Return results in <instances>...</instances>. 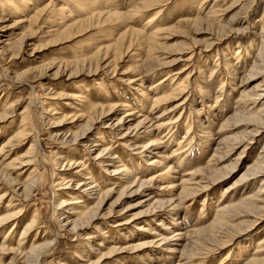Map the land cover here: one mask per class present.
Returning a JSON list of instances; mask_svg holds the SVG:
<instances>
[{
    "label": "rangeland",
    "instance_id": "1",
    "mask_svg": "<svg viewBox=\"0 0 264 264\" xmlns=\"http://www.w3.org/2000/svg\"><path fill=\"white\" fill-rule=\"evenodd\" d=\"M149 1L157 2L113 0L125 14L139 7L138 16L126 14L124 21L112 19L106 24L94 17L85 23L83 32L68 38L55 25L60 22L59 7L70 8L69 1L29 0L16 11L10 4L3 5L8 0H0V195L7 190L0 210H8L12 198L13 206L24 210L21 219H12L0 228V247H17L25 241L29 233L23 231L36 211L39 218L30 236L42 235L49 242L31 252L28 261L18 253L17 262L12 263V253H0L2 264H33L43 254L44 264H191L190 253H197L192 257L195 264H247L264 242L263 201L258 203L261 209L250 214L243 210L233 225L215 223L224 203L243 206L252 197L264 199L259 194L264 174H249L255 160L264 154V129L258 141L245 139L242 143L227 132L228 126L249 114L239 111L244 107L240 97L264 90V71L250 74L252 67H260L264 61L259 56L264 0H161L158 6L145 7ZM105 5L101 8L106 12ZM158 10L157 31H164L155 40L153 51L148 52L144 41H135L120 57L118 52L135 39L130 30H142ZM74 63L86 66L70 75ZM141 63L148 68L145 85L150 90H142L138 81L127 82L144 77L137 70ZM90 64L92 72L87 71ZM95 64L100 65L97 70ZM60 65L67 69L57 75ZM186 79L190 84L183 94L156 108L147 100L148 96H163L169 87ZM155 84L160 87L157 93L153 92ZM248 103V110H264L258 103ZM28 105L32 125L18 137L23 129L21 114ZM108 105L120 106L97 117L92 128L80 136L92 108ZM131 109L135 114L127 115ZM64 116L68 119L56 122ZM147 116L146 129H136ZM161 124L165 125L158 130L152 126ZM157 137V145L139 149L141 142L147 145ZM103 145L118 152L116 162L122 163L116 166L124 164L128 172L115 174V166L105 167L93 159L96 148ZM230 150L234 152L220 157ZM108 155L105 157H111ZM233 162L237 165L231 172L218 176L223 166ZM165 167L171 168L170 178L163 174ZM208 167L218 174L207 177ZM85 168L89 178H85ZM10 176L17 180L14 191ZM135 176L137 182H153L141 188L136 182L128 188ZM191 176V183L185 185ZM196 182L201 187L208 183V189L185 197L183 187L197 186ZM27 184L29 195L23 197ZM228 186L234 187L233 192L225 196ZM99 192L104 201L96 209ZM62 201L66 204L60 205ZM77 207L95 208L98 215L89 225L79 221L75 230L81 210ZM164 237L170 240L164 241ZM223 240L231 241L221 245ZM146 242L142 249L132 248ZM25 243L24 253L28 254L32 243ZM185 245L189 253L183 251Z\"/></svg>",
    "mask_w": 264,
    "mask_h": 264
},
{
    "label": "bare ground",
    "instance_id": "2",
    "mask_svg": "<svg viewBox=\"0 0 264 264\" xmlns=\"http://www.w3.org/2000/svg\"><path fill=\"white\" fill-rule=\"evenodd\" d=\"M22 1V2H21ZM14 0V1H12V0H8V3H3V5H6V4H10L14 9H16V11H18V10H21L20 9V5L22 6L23 4H26V2L27 1H29V0ZM66 1H69L68 2V5H69V7L70 8H66V7H64V5H61V7H59V9H58V11H59V14H57V15H59L60 16V18H59V23H58V25H55V26H57L56 27V30H59V33H62V32H65V37H68V38H71L72 36H74V35H76V34H79L80 33V31H82L83 32V30L86 28V24L85 23H87L88 24V20H89V22H90V19L91 18H96V19H99L100 20V22H103V23H107V22H109V20H112V19H119V20H123L124 21V19L128 16V14H131V15H133L134 14V16L135 17H137L138 16V14H139V7L137 8V10H135V11H133V12H129L128 14H127V16H126V14L125 13H123L122 11H120V9H118V7L117 6H115V3L113 2V0H64V2H66ZM154 1H156V0H154ZM161 0H157V2H151V1H149V2H145V7H149V8H151V7H154V6H158L159 4H161L162 2H160ZM162 1H164V0H162ZM113 2V3H112ZM102 4H106L105 6V9H107L108 11H106L105 12V10H103L101 7H102ZM156 8V7H155ZM49 9V8H48ZM47 9V10H48ZM76 11V12H75ZM215 11V10H214ZM159 10L158 11H156V13L154 14V17H151V19H149V21L147 22V24L145 25V27H143V29L142 30H137V29H131L130 31H131V34H133V35H135V39L133 38V39H131L130 41H129V44H128V46H127V48L126 49H124V50H121V51H119L118 52V55L121 57L123 54H125V51H128V50H130V48L131 47H134L135 45V41H138V43L139 42H142V41H144V42H142V43H146V47H147V50H148V52H152L153 51V48H154V45H155V40H157V38H158V35L160 34V33H163V31L164 30H161V29H159L158 31H157V29H158V22H157V16H159L158 14H159ZM57 12H55V14H56ZM65 13H68L67 15H65ZM82 15H85L84 16V18H82V17H80V16H82ZM80 18V19H79ZM208 18H210V17H208ZM132 19H135L133 16H132ZM203 21V20H202ZM92 22V21H91ZM192 23V22H191ZM199 24V23H198ZM200 25V24H199ZM85 26V27H84ZM152 28V29H150V32L147 30V29H149V28ZM77 28V29H76ZM76 29V30H75ZM261 29H262V38H263V41H262V43H263V46H262V48L260 49L261 50V53H260V58L262 59V60H264V18L261 20ZM87 30V29H86ZM68 40V39H67ZM140 40V41H139ZM13 45V44H12ZM155 47H156V45H155ZM133 49V48H132ZM19 51V50H18ZM154 53V52H153ZM226 52L224 51V53L223 54H225ZM117 55V56H118ZM148 56H149V54H148ZM115 58H116V55H115ZM236 58L238 59V58H240V54H237L236 55ZM163 59V58H162ZM148 59H145V61H147ZM144 61V62H145ZM163 61H165V60H163ZM149 64V63H148ZM166 64H169V63H166ZM263 64H264V61H261L258 65L260 66V67H257V65L256 66H254V67H252V71L250 72V74H252V76H254L255 74H261L262 73V71H264V66H263ZM142 65V63L140 64V66H138V68H137V70H142V72L143 73H141V75H143L144 77H141V78H139V79H133V78H130V79H128L129 81H127V82H129V83H134V82H139L140 84H139V86L140 85H142V90L144 89V88H146V89H151V88H149L150 87V85H148V86H146L145 85V78H147L148 76L146 75L148 72V68H145V67H143V66H141ZM164 65V64H163ZM162 65V66H163ZM74 66H75V68H72L73 70L71 71V73H70V75H77L79 72H81V70H83L84 68H85V64H83V66H78L77 64H75L74 63ZM95 68H96V70L100 67V65H98V64H95ZM71 67H73V66H71ZM94 66L93 65H91L90 64V66L89 67H87V71L88 72H92L91 71V69L93 68ZM146 67H147V64H146ZM153 67V66H152ZM161 67V66H160ZM65 68V69H64ZM62 69H64V70H66L67 69V67H64V66H62V65H60V67L58 68V70H57V75H59V73H61V70ZM149 69H151V68H149ZM156 69V68H155ZM158 69V68H157ZM86 70V69H85ZM96 70H95V72H96ZM154 70V69H153ZM113 71L114 72H116V66H114V69H113ZM152 71V70H151ZM65 72V71H64ZM139 72V71H138ZM137 72V73H138ZM141 72V71H140ZM139 72V73H140ZM83 73V72H82ZM56 75V76H57ZM172 76V75H171ZM256 76V75H255ZM166 81V80H165ZM165 81H163V82H161L159 85L161 86V84H164L165 83ZM128 83V84H129ZM190 83L188 82V79H186V80H183V82H181V84H174V86H171V87H169L168 89H167V91H166V93H164V95L163 96H160L159 98H155V97H153V98H151L150 96H148V97H150V98H148L147 97V100H151V102H152V107L154 108H156L157 106H159L161 103H163V102H167V101H169L171 98H174L175 97V95H178V94H183L184 92H185V90L187 89V87H188V85H189ZM263 84V83H262ZM138 85V84H137ZM156 85V84H155ZM159 85H156V86H154L153 88V92L154 93H157L158 91V89H160V87H159ZM165 87V86H164ZM166 88V87H165ZM254 88H256V89H258V88H261V86H258V87H254ZM256 89H254V90H256ZM145 90V89H144ZM143 95H145L144 93H143ZM147 95V94H146ZM122 96V95H121ZM70 97V96H69ZM123 97V96H122ZM71 98H74V99H78L77 97H71ZM155 98V99H154ZM239 101V103H244L243 104V106L244 107H240L239 109V111H245V114L246 113H249L248 114V116H246V115H242V119H238V120H236V123L233 125V126H228V133H232V134H234V138L233 139H235V141L237 142V143H242L243 142V140H245V141H258L259 140V138H260V132H261V129H264V110L263 111H261L260 109H253L254 111H252V109L251 110H248V108H247V106H248V104H250V103H248V101H250L251 103H253V104H255V103H258V104H260L261 105V107H263L264 106V90H262V91H260V92H258V91H255L253 94H250V93H246V94H243L241 97H240V99L238 100ZM11 104V103H10ZM69 104V103H68ZM120 105H118V106H112V105H108V106H106V107H104V106H102L101 108H99L101 111H100V113H98L97 112V110H99L98 109V107H94V108H92V113H91V115L92 116H90L89 115V118H87V122H86V127H85V129H84V131H83V134H80V136L82 135H84L88 130H90L91 128H92V126H93V122H94V120H96L97 119V117H100L101 115L103 116V115H105L106 113H108V112H112L113 110H116L117 108L116 107H119ZM121 106H123L124 108H126L127 106H125V105H122L121 104ZM241 106V105H240ZM11 107H12V105L10 106H8V108H7V110H10L11 109ZM71 107V106H70ZM127 108H129V107H127ZM126 108V109H127ZM247 108V109H246ZM242 113V112H241ZM240 113V114H241ZM133 114H135L134 112H132V109L131 110H127V115H133ZM54 115V114H53ZM52 115V116H53ZM239 115V114H238ZM7 116H9V114H7V115H5V116H3V119L4 118H6ZM73 116L75 117V116H77V114L75 113V114H73ZM80 117H83V115H79ZM31 117H32V113H31V109H30V105H28V108H26V109H23V113L21 114V128H23V129H21V130H19V132L17 133V136H18V134L19 133H21L23 130H24V128L26 127V126H29V125H32V122H31ZM85 118V117H84ZM63 119H68V118H66L65 116L63 117V118H61V117H58V120L56 121V122H59V123H61L62 122V120ZM237 119V118H236ZM52 120V119H51ZM98 120V119H97ZM148 121H149V119H148V116L146 117V118H144V120L143 121H139V124L136 126V129H138L140 126L141 127H144V129H146V125L148 124ZM152 121V120H151ZM176 121H178V120H176ZM152 124V123H151ZM173 124V123H172ZM163 125H165V124H161V125H159V126H155V125H152V126H154V128H156L157 127V130L158 129H160ZM152 126H150V127H152ZM233 127H235V129L232 131L231 129L233 128ZM188 128H190L189 126L187 127V129ZM241 129V130H240ZM190 130H191V128H190ZM188 131L187 132V136H189L190 135V133H191V131ZM147 131V130H146ZM232 136V135H231ZM16 137V136H15ZM19 137V136H18ZM77 137H78V135H75L74 136V138L77 140ZM127 136H123L122 138H126ZM230 137V136H229ZM229 137H227L226 139L228 140V138ZM12 139V138H11ZM9 140V144L12 142V140ZM74 140V139H73ZM155 142H160V140L158 139V137L155 139V141H152V143H149V144H147L146 145V143L145 142H141V144L138 146L139 147V149H140V147H143V148H145V150H147V147H149V146H153V145H157ZM247 144V143H246ZM135 147H137V144H135ZM91 148V147H90ZM89 149V148H88ZM112 149L113 148H110V147H107L106 148V146H105V148H104V145H103V147L101 148V149H99V148H96V150L98 151L95 155H94V160H99V164H101V165H103V166H105V167H108V166H115L113 169H115L114 170V172H115V174L116 173H118V171H120V173L122 174L123 172H128V168L124 165V164H122L121 166H116L118 163H122V161L121 160H119L118 162H116V160H118L117 158L119 157V155L117 154L118 152H114V151H112ZM90 150V149H89ZM135 150V149H134ZM2 152V151H1ZM106 153L105 155H107V154H109L108 156H111V157H108V158H106L105 157V155L103 154V153ZM234 151L232 150H230V152H224V153H222V154H220L221 156V158H224V157H226V156H228L229 154H231V153H233ZM118 155V156H117ZM176 155V154H175ZM165 158V157H164ZM163 158V159H164ZM242 158V157H241ZM237 160H238V158L236 159V161H235V163H237ZM149 161V160H148ZM29 162V161H28ZM20 164H22L23 165V162H19ZM234 162L233 163H230V164H227V165H225V166H223V168H221V173L218 175V176H220L221 174L223 175V174H227V173H229V172H231V170L232 169H234L235 167H236V165L237 164H235ZM70 164H72V161L71 160H69V165ZM74 165V164H73ZM84 166V164L82 163L80 166ZM14 166V165H13ZM15 167V166H14ZM70 167V166H69ZM166 169H167V171L166 172H164L163 174L165 175H167V178H170V172H171V168L169 169V167H165ZM123 169V170H122ZM210 169H212V168H209L208 167V172L207 173H209L210 172V175L208 174L207 175V177H212L213 175H214V173H216V171H210ZM84 170H86V174H87V176L85 177V178H89L88 177V173H89V171H87V168H85ZM173 170V169H172ZM220 171V170H219ZM257 172H260V173H257ZM206 173V174H207ZM163 174L161 175V177L163 176ZM216 174H218V173H216ZM249 174H253V175H260V174H264V154H262V155H260L259 156V158L258 159H256L255 160V162H254V164L251 166V169H250V171H249ZM217 176V177H218ZM264 176V175H263ZM165 177V176H164ZM245 177H246V174H245V176L243 177L244 179H245ZM213 178V177H212ZM92 179H93V177H92ZM137 179H138V177L137 176H135L132 180H130V182H128V188L130 187V186H132V185H135L136 184V182H137ZM192 176L189 178V179H187V181H184V184L185 185H188L189 183H191V181H192ZM202 179V178H201ZM203 180V179H202ZM202 180H200V181H202ZM214 180H216V179H214ZM8 182L10 183V188H12L13 189V191H14V188L13 187H15L14 186V184H15V182H17V180L16 179H13L11 176H10V179H8ZM62 182H64L63 180H62ZM151 183V182H153V180L151 179V181H139V182H137V185L138 184H140V188L144 185V184H146V183ZM196 183H198V185L197 186H192V187H183V189H182V194H184V193H186L185 194V197H187L188 195H190L191 194V197H192V194L193 195H195V193H196V191H198V190H202V189H204V188H207V186L209 185L208 183L206 184V185H204L203 187H201V182H196ZM215 184V183H214ZM136 185V186H137ZM196 185V184H195ZM96 186H94L93 185V187L92 188H95ZM232 186H228V187H225L224 188V190H225V192H224V194H225V196H226V194L229 192V195H230V193H232L233 192V188L234 187H232V191L231 190H229L230 188H231ZM9 188V189H10ZM127 188V189H128ZM208 189V188H207ZM24 192L22 193V196L23 197H26V196H28L29 195V185L27 184V185H25V187H24V190H23ZM123 191H125V190H123ZM123 191H122V193H123ZM1 193V192H0ZM108 193H110V190L109 191H106V192H104L103 194L104 195H106V194H108ZM181 194V195H182ZM223 194V195H224ZM260 195H262V194H264V187H262L261 189H260V193H259ZM7 195V190H5L4 191V193L3 194H1L0 195V200L2 199V197L3 196H6ZM104 195H102V192H99L98 193V201H97V204H96V209H98L99 207H100V205H101V203L103 204V201H104ZM260 197H262V196H260ZM259 196H255V197H252L251 199H248V200H246V201H244L243 202V206H237V205H235V204H225L224 203V205H223V207H221V210H220V213L217 215V217H215V223H217V224H225V225H231V223H232V225H233V221H234V219H236L237 218V216H238V214H241V213H245L243 210H245V211H247L248 212V214H250L251 212H254V211H256V210H258V209H261V207L260 206H258V203L259 202H261V201H263L264 202V199L263 198H260ZM74 198V197H73ZM181 200L182 199H180L178 202H177V205L179 204H181ZM226 200V199H225ZM14 199L12 198V200L9 202V204L7 205V208H8V210H5V211H2V210H0V228H2L3 226H5L8 222H10V221H12V219H17V218H20L21 219V214H23L22 212L24 211L22 208L20 209V208H18V207H16V206H13V204H14ZM82 202H77V204L78 205H80ZM66 204V201H62L61 203H60V205H65ZM222 204V203H221ZM16 207V208H15ZM75 209H81L80 211H79V215H78V218H80L79 220H75V222H74V226H75V230L78 228V226H80V224H79V221H82L83 223H87L88 225H89V223L92 221V219L93 218H95V217H97V215H98V212H97V210L95 211V208H90V209H88V207L87 208H83V207H81V208H75ZM74 209V210H75ZM203 210V209H202ZM77 210H75V212L73 211V214L75 215L77 212H76ZM109 214H111V212L109 213ZM38 218H39V214L37 213V211L36 212H33V214H32V218H31V221H28L27 223H26V227H25V229H24V231H23V234H26L27 233V235H28V233H29V237H27V239L25 240V241H28V242H31L32 243V245H31V250L28 252V254L26 253H24L25 252V248H26V243H25V241H23V242H19V244H18V246L17 247H15V246H11V245H6V244H3V246H1L0 247V253H12L13 255H12V263L13 262H17V260H18V258H17V254L19 253V254H24L23 256L25 257L26 256V261H28V259H31L30 257H29V255H30V253L31 252H33V251H36L38 248H41L42 246H45V245H49V242H46V238H44L42 235H36L35 237L32 235V236H30L31 234L30 233H32V230H34V226H36L37 225V222H38ZM77 218V219H78ZM96 226V225H95ZM236 228H237V230H241V229H239L237 226H235ZM4 228V227H3ZM22 234V235H23ZM174 234H176V233H174ZM179 235V234H178ZM182 235V234H181ZM233 238H234V236H233ZM48 240V239H47ZM168 240H170V239H168V238H166V237H164V241H168ZM231 240H233V239H231ZM231 240H223L222 242H221V245H225V243H228V242H230ZM44 242V243H43ZM146 245H148V243L146 242V243H141V244H136L135 246H132V248L133 249H135V248H144ZM189 246V245H188ZM224 248V247H223ZM116 249V248H115ZM190 249V248H189ZM3 250V251H2ZM44 250H46V249H44ZM43 250V251H44ZM137 250V249H136ZM49 251V250H48ZM115 251V250H114ZM183 251L185 252V253H189V251H187L186 250V245H185V247H184V249H183ZM212 251H214V250H212ZM257 252H255V254L252 256V259L251 260H249L248 262H247V264H264V258H262V256H263V254H264V242L263 243H260V245L257 247V250H256ZM191 252V251H190ZM40 253V256L42 255V253L41 252H37V255ZM197 254V253H196ZM196 254H193V253H190L188 256V259H189V261L188 262H191V264H195V262H193V256L195 255L196 256ZM260 254V255H259ZM1 258V263L0 264H2V257H0ZM43 258H44V254H43V256H42V260H43ZM40 261V262H38V261H34L33 262V264H44L45 262H43V261ZM32 261V260H31ZM187 262V263H188ZM157 263H161L160 261H158ZM199 263H201V261L199 262ZM11 264V263H10ZM161 264H166V262H163V263H161ZM177 264H182L181 262H179V263H177Z\"/></svg>",
    "mask_w": 264,
    "mask_h": 264
}]
</instances>
